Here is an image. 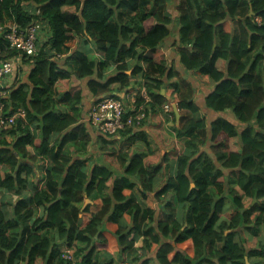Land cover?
I'll return each instance as SVG.
<instances>
[{"label": "trees", "instance_id": "1", "mask_svg": "<svg viewBox=\"0 0 264 264\" xmlns=\"http://www.w3.org/2000/svg\"><path fill=\"white\" fill-rule=\"evenodd\" d=\"M173 2L180 63L209 77L206 107L215 113L229 111L239 125L220 116L206 124L193 88L182 82L172 84L179 124L173 111L162 115L169 103L161 94L164 78L173 73L163 58L151 53L169 35ZM12 17L23 27L40 19L50 35L36 56L24 60L30 67L29 84L13 89L5 101V111L20 107L26 119L0 129V191L15 195L11 202H0V264H58L60 242L75 249L79 264H100L101 250L114 244L121 252L131 251L142 238L143 250L148 248L146 238L155 220L157 264H264V244L251 248L245 237L236 240L238 233L264 230V0H0V24ZM226 20L237 25L234 32L220 27ZM80 34L97 46L101 59L78 54L71 59L75 73L59 68L53 58L64 54L65 44ZM14 53L0 36V59ZM128 58L141 62L132 74L141 75L151 99L145 106L137 93L135 105L145 106L146 117L155 122L154 135L168 151L154 154L155 160L150 153L116 148L87 173L82 167L92 156L75 158L70 148L83 154L89 137L72 127L73 117L56 111V101L76 112L78 91L66 89L73 76H100L111 64L118 65V73L104 83L91 80L92 91L107 93L115 82L129 87L124 72ZM58 84L64 94L57 99ZM132 131L120 133L126 149L136 139L148 145L146 135ZM208 142L211 155L201 151ZM171 157L174 161L168 162ZM40 158L51 161L43 168L45 185L26 199L24 190L32 186L33 164ZM132 178L154 192L161 213L124 197L123 191L135 186ZM167 194L170 198L162 199ZM85 195L100 198L102 207L80 229ZM34 207L42 208V216L34 217ZM124 214L132 216L130 225ZM105 220L118 224L115 233L101 229ZM187 242L193 256L179 248Z\"/></svg>", "mask_w": 264, "mask_h": 264}, {"label": "crops", "instance_id": "2", "mask_svg": "<svg viewBox=\"0 0 264 264\" xmlns=\"http://www.w3.org/2000/svg\"><path fill=\"white\" fill-rule=\"evenodd\" d=\"M170 4V3H169ZM177 3H172L169 6V13L171 16V19L173 22L169 26V35L168 37L151 53L152 58H163L165 62L168 64V67L170 70H172V77L167 80L164 78L165 81V88L161 90V94L165 96V99L168 104L171 105V111L175 114V122L178 125L177 122V116L175 112V107L177 103V98L174 95L173 92V83L182 82L184 84H189L193 90L194 95L193 99L195 104L199 107L200 110V117H204V120L207 122L206 124L210 125L211 121L216 117H225L229 121L234 122L235 124L239 125L236 121L233 115L227 111L226 113H215L211 110H209L205 105V97L209 94V92L212 90V86L209 80V77L206 75H202L199 72L194 71H187L183 68L182 64L179 61L178 58V48L180 46L179 44V25L176 22L177 20V10H176ZM150 27L154 25V22L151 20ZM43 28L40 31L39 34V44L40 46L47 42V39L49 38V29L46 23H42ZM234 23L230 20H226L221 24V28L227 32L232 33L235 30V27L233 25ZM66 51L62 55H58L53 58L57 66L64 70H70L72 73L76 72V66L71 62V59L75 57L78 54L83 55H89L96 59H101L100 57H97V46L86 36L83 34L76 35L72 37L66 44ZM99 56V55H98ZM141 62L136 61L134 58H128L125 60L126 70L124 71L125 74L128 76V81L131 84L127 88H120V84L115 82L111 87L110 91L107 93H94L91 89V86L89 85V82L93 80L96 83H104L108 78L113 77L118 73V65L111 64L109 67L106 68L104 72L101 73L100 76L98 74L93 75L91 78H84V79H77L75 76L71 79L69 84L67 85V90H74L78 91L79 98V104L77 106V111H73L69 106H65L64 103H59L56 101V111H60L62 113H67L70 117H73L76 122L73 124V128H77V132L80 136H87L89 137L87 149L83 154H77L74 152V148L71 147L70 150L75 156V158H84L86 156H92L91 160L87 161L83 165V169L88 173L91 168L94 166L95 163L102 165L104 164V158L111 154L112 150L118 148V149H124L128 151L129 153L132 152H141V153H147L151 154L150 157H152L155 160H158L155 158L154 154H157L161 152V154L164 156L166 153V149L161 148L158 139L154 135L152 131V125L155 126V122H153L152 118L147 116L145 118L144 123L138 127L133 128L132 135H138L143 134L147 136L148 139V145L138 141L137 139L133 143L132 146H130L128 149H126L125 143L126 138L124 135H116L115 137H108L106 135H101L100 133L96 132L91 126L86 122V116L87 113L91 107V105L98 99L104 97V96H114L119 99H122L126 105L127 108L130 106H133L132 102H135V95L137 93L140 94L141 89L143 88V79L141 78V75H133L134 69H136L138 66H140ZM29 65L26 64L24 61H21L20 67L18 69L14 70V72L9 75L5 81L3 82L4 86L9 90L13 91V89H16L19 85L24 84L28 85V76H29ZM59 82V81H58ZM57 82V83H58ZM57 85V84H56ZM29 89V86H28ZM56 95L55 97L58 99L63 94V87L58 84V86L55 88ZM133 100L131 97H133ZM135 105V103H134ZM136 106V105H135ZM177 109V107H176ZM162 115H164L163 111L161 110ZM179 115L181 116V112H179ZM81 125V126H79ZM71 129V128H70ZM173 134H175L173 132ZM59 135H64L59 134ZM59 137V136H58ZM58 137H53L52 141L50 143V146L53 145ZM9 139V138H7ZM201 151H206L209 155H211V142H208ZM163 156L159 158V162L162 164V166L166 165L164 162ZM48 159V158H47ZM174 158L171 157V160L168 162H172ZM50 160H46L45 158H40L36 161V163L33 164V171L34 176L31 179L32 186L28 187L26 190H24V196L27 198H30L35 193V188H42L45 185V173L44 169L49 163L51 164ZM158 163V162H157ZM218 166V164H216ZM44 168V169H43ZM164 174V172H163ZM162 174V175H163ZM133 182H135V186L133 188H127L123 191V195L126 199L132 198L137 203H144L147 207H149L152 210H159L156 211V214L158 215L159 212L162 211V206L159 205L158 202L154 199V192L152 191H146L144 190L143 186L139 182L138 178H132ZM161 180V175H160ZM165 180V177L162 178V182ZM113 184V181H110L108 183L109 187H111ZM193 186V185H192ZM15 198V195L10 192H2L0 191V202L4 200L5 202H11ZM164 198H170V194H167ZM15 200V199H14ZM89 206L87 210L85 208ZM102 207V200L100 198H96L92 200L87 195H85L83 203H82V212L80 214L81 222H80V229H83L90 221V218L93 214L97 213ZM34 217L42 216V208L41 207H34ZM123 220L126 224H131L132 216L129 214L123 215ZM148 225V224H146ZM149 226V225H148ZM151 236L149 235L146 239H149V247L143 250V239L141 238L134 246L133 250L129 251L126 250L125 252H121L118 245H112L109 248H106V250H101V252L98 256L99 263L100 264H107L109 260H112L114 264H144L147 260L150 261V264H157L156 263V253L159 249L160 244L157 240H154L152 237L156 239L155 233H156V220L151 224ZM103 228H101L105 232H109L110 234H113L118 229V224L111 221V220H105V222L102 225ZM157 234V233H156ZM243 237H245L248 241H250L251 248L257 247L258 244H264V230L260 228L258 234H250L247 231H244V233H238L236 236L237 241H242ZM180 247H183L186 250V254L193 256L194 252L193 249L190 248V242L184 243L183 245H180ZM66 248L65 244L63 242L58 243L57 249L60 253L62 249ZM217 248V247H216ZM182 249V248H180ZM174 253V252H173ZM174 254H171L169 256V259L173 257Z\"/></svg>", "mask_w": 264, "mask_h": 264}, {"label": "built area", "instance_id": "3", "mask_svg": "<svg viewBox=\"0 0 264 264\" xmlns=\"http://www.w3.org/2000/svg\"><path fill=\"white\" fill-rule=\"evenodd\" d=\"M38 14L39 11L35 10L34 15L38 16ZM257 21L260 19L257 18ZM42 23L40 19H36L27 27H23L12 17L0 24V36L6 42L7 49L15 52L7 59H0V129H10L17 121L26 119V111L20 107L9 108L8 111H5V101L9 99L12 91H9L3 82L20 67L21 61L37 55L40 47L39 34L43 28ZM140 95L145 99V106L149 105L151 99L144 88L141 89ZM133 98L134 96L131 97L132 100ZM134 103L133 101V106L127 108L122 99L104 96L91 105L86 122L101 135L120 136V133L128 128L140 127L146 118L145 106H135ZM163 110L165 113H169L171 105H165ZM58 264H79L75 249L68 247L62 249Z\"/></svg>", "mask_w": 264, "mask_h": 264}, {"label": "water", "instance_id": "4", "mask_svg": "<svg viewBox=\"0 0 264 264\" xmlns=\"http://www.w3.org/2000/svg\"><path fill=\"white\" fill-rule=\"evenodd\" d=\"M251 15H252V10H250V12H249V16H251ZM175 112H176V116H177V122L179 123L180 115H179L178 109H176V107H175Z\"/></svg>", "mask_w": 264, "mask_h": 264}, {"label": "rangeland", "instance_id": "5", "mask_svg": "<svg viewBox=\"0 0 264 264\" xmlns=\"http://www.w3.org/2000/svg\"><path fill=\"white\" fill-rule=\"evenodd\" d=\"M233 25H234L235 28L237 27V25H235V24H233Z\"/></svg>", "mask_w": 264, "mask_h": 264}]
</instances>
